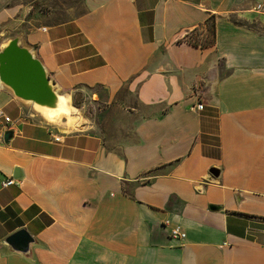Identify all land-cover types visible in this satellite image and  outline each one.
<instances>
[{"label": "crops", "instance_id": "crops-1", "mask_svg": "<svg viewBox=\"0 0 264 264\" xmlns=\"http://www.w3.org/2000/svg\"><path fill=\"white\" fill-rule=\"evenodd\" d=\"M0 26L93 89L99 126L64 135L0 86V264H264V0H0Z\"/></svg>", "mask_w": 264, "mask_h": 264}, {"label": "water", "instance_id": "water-1", "mask_svg": "<svg viewBox=\"0 0 264 264\" xmlns=\"http://www.w3.org/2000/svg\"><path fill=\"white\" fill-rule=\"evenodd\" d=\"M25 28L15 34H8L0 41V86L10 90L22 105L26 116L34 121L56 127L64 135L83 131H98L95 122L96 106L91 99L92 88L82 87L79 102L73 90L62 91L54 82L42 60L37 56L36 47L24 41ZM61 97H68L71 105L70 117H63L56 122L45 120L39 108L56 109L61 104ZM94 107L93 113H87L88 106ZM15 127L4 130L3 139L8 143L13 137ZM218 175V170L211 174ZM7 249L17 251L27 258L33 257L31 246L38 240L26 228H20L4 238Z\"/></svg>", "mask_w": 264, "mask_h": 264}, {"label": "bare ground", "instance_id": "bare-ground-1", "mask_svg": "<svg viewBox=\"0 0 264 264\" xmlns=\"http://www.w3.org/2000/svg\"><path fill=\"white\" fill-rule=\"evenodd\" d=\"M72 108L68 97H61V104L56 109L39 108L40 115L49 122H56L63 117H70Z\"/></svg>", "mask_w": 264, "mask_h": 264}, {"label": "built area", "instance_id": "built-area-1", "mask_svg": "<svg viewBox=\"0 0 264 264\" xmlns=\"http://www.w3.org/2000/svg\"><path fill=\"white\" fill-rule=\"evenodd\" d=\"M204 104L202 102H198V104L196 105V108L198 110H202L203 109ZM4 121L5 122H12L13 120H11V118L9 116H4ZM62 135L61 134H56L54 135V140L55 141H61ZM14 182V179L9 178L7 179L5 182H3V185L8 186L10 184H12ZM170 236L173 238H184L185 237V233L183 231H181L178 227H174L170 230Z\"/></svg>", "mask_w": 264, "mask_h": 264}, {"label": "rangeland", "instance_id": "rangeland-1", "mask_svg": "<svg viewBox=\"0 0 264 264\" xmlns=\"http://www.w3.org/2000/svg\"><path fill=\"white\" fill-rule=\"evenodd\" d=\"M25 2H31V3H33V1L34 0H24ZM13 32H12V29L11 28H3L2 26H0V41H1V39L4 37V36H6V35H8V34H12ZM75 103H78L79 102V100H76L75 99V101H74ZM93 111H94V109H93V107H92V105H89L88 106V109H87V113L88 114H92L93 113Z\"/></svg>", "mask_w": 264, "mask_h": 264}]
</instances>
